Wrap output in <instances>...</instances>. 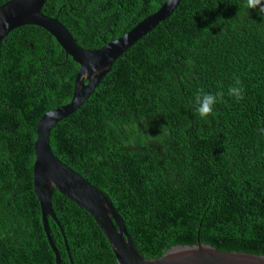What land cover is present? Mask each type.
I'll use <instances>...</instances> for the list:
<instances>
[{"label":"trees","instance_id":"16d2710c","mask_svg":"<svg viewBox=\"0 0 264 264\" xmlns=\"http://www.w3.org/2000/svg\"><path fill=\"white\" fill-rule=\"evenodd\" d=\"M8 0H0V6ZM166 0H46L76 44L97 49ZM78 65L45 30L0 46V264H55L33 191L36 125L68 103ZM239 78L244 98L227 89ZM224 91L199 118L195 94ZM264 11L243 0H181L117 58L49 133L53 155L111 201L143 259L176 246L264 256ZM61 264H117L82 208L53 189Z\"/></svg>","mask_w":264,"mask_h":264},{"label":"water","instance_id":"95a60500","mask_svg":"<svg viewBox=\"0 0 264 264\" xmlns=\"http://www.w3.org/2000/svg\"><path fill=\"white\" fill-rule=\"evenodd\" d=\"M180 1L166 0L156 12L145 17L129 32L93 50L79 47L57 19L41 13L46 0H8L0 6V46L12 30L22 26H36L48 32L63 52L79 66L70 101L47 111L36 125L32 185L39 203L43 231L54 254L55 264L61 262L48 227L49 218L58 224L51 206L53 189L93 218L106 237L117 264H264V256L221 252L200 243L192 247H173L155 260L143 259L108 197L65 166L50 150L49 133L56 123L79 109L111 70L114 61L164 21ZM70 264L73 263L70 261Z\"/></svg>","mask_w":264,"mask_h":264},{"label":"clouds","instance_id":"9594fccd","mask_svg":"<svg viewBox=\"0 0 264 264\" xmlns=\"http://www.w3.org/2000/svg\"><path fill=\"white\" fill-rule=\"evenodd\" d=\"M243 7L245 10L258 9L264 11V0H243ZM224 91H218L216 93H205L203 89H200L194 97L193 103L195 106V112L199 118H206L213 112L214 106L218 102H222L224 98ZM227 95L234 98L237 102L244 98V89L239 78L234 79V84L230 85L227 89ZM259 132L264 135V127L259 129Z\"/></svg>","mask_w":264,"mask_h":264}]
</instances>
